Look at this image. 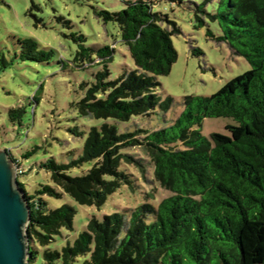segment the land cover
Listing matches in <instances>:
<instances>
[{"label": "trees", "instance_id": "trees-1", "mask_svg": "<svg viewBox=\"0 0 264 264\" xmlns=\"http://www.w3.org/2000/svg\"><path fill=\"white\" fill-rule=\"evenodd\" d=\"M189 1L195 5V26L206 24L204 15L217 22L216 39L228 42L251 68L209 96L186 95L183 110L166 127L119 132L104 122L90 127L78 158L42 162L53 184L76 202L100 207L121 186L132 187L123 167L142 164L124 148L142 144L155 181L170 191L157 203L143 202L126 213L91 216L72 244L50 247L62 228L73 229L76 209L66 203L50 208L46 198L62 192L41 184L29 194L18 180L30 207L26 264H74L79 257L82 264H264V0H218L213 13L206 9L213 0ZM95 13L118 25L133 68L109 79L115 47H85L77 37V66L96 59L101 66L92 82L80 84L79 114L128 121L157 107L167 111L173 99L157 93L155 75L169 74L177 60L173 36L182 32L177 22L155 10L152 0H126L120 10ZM206 34L214 36L210 28ZM18 43L15 57L22 61H47L53 53L40 49L33 37ZM24 112V107L11 108L9 116L20 122ZM220 116L236 121L226 125L229 134L207 137L194 128L206 117ZM85 162H93L86 173L68 174Z\"/></svg>", "mask_w": 264, "mask_h": 264}, {"label": "rangeland", "instance_id": "rangeland-1", "mask_svg": "<svg viewBox=\"0 0 264 264\" xmlns=\"http://www.w3.org/2000/svg\"><path fill=\"white\" fill-rule=\"evenodd\" d=\"M125 1L0 0V148L8 149L22 163L25 172L17 178L24 183L27 193H34L41 184H50L62 192L58 198L46 197L50 208L66 203L76 209L73 229L62 228L51 242V248L60 249L68 242L72 244L93 215L101 219L104 214L126 213L143 202L157 203L170 191L155 181L150 158L142 144L124 148L142 164L123 167L133 180L132 187L121 186L100 207L76 202L53 184L50 172L40 166L42 162L54 158L58 163H68L78 158L90 127H99L104 122L115 124L119 132L166 127L183 110L186 95L209 96L228 80L251 68L248 60L236 54L228 42L216 39L221 34L217 22L204 15L206 24L195 26L193 2L152 0L154 9L168 14L182 31L173 36L178 56L171 71L167 75H155L159 82L157 93L162 99L171 97V107L167 111L157 107L150 115L133 116L128 121L81 116L77 109V102L83 96L80 84L92 82L93 74L101 66L96 64L99 59L77 66L74 57L81 42L77 37L81 36L85 47H115L109 63V79L133 68L118 25L103 21L95 13L98 9L120 10L125 7ZM217 2L213 0L207 4V11L215 12ZM208 28L214 36L206 34ZM25 37L36 39L40 49L52 50L50 59L22 61L15 57L20 50L18 39ZM18 107L25 109L20 122L9 116V110ZM228 124H236V121L226 116L206 117L194 128L209 137L212 132L229 134ZM140 134L136 137L143 139ZM28 151H32L31 155L23 156ZM92 163L85 162L67 172L73 176L82 175ZM83 260L84 257H79L74 264H82Z\"/></svg>", "mask_w": 264, "mask_h": 264}, {"label": "water", "instance_id": "water-1", "mask_svg": "<svg viewBox=\"0 0 264 264\" xmlns=\"http://www.w3.org/2000/svg\"><path fill=\"white\" fill-rule=\"evenodd\" d=\"M30 207L9 151L0 148V264H26Z\"/></svg>", "mask_w": 264, "mask_h": 264}, {"label": "built area", "instance_id": "built-area-1", "mask_svg": "<svg viewBox=\"0 0 264 264\" xmlns=\"http://www.w3.org/2000/svg\"><path fill=\"white\" fill-rule=\"evenodd\" d=\"M15 165H16V174L18 176L23 173L24 169L22 167H19L16 163Z\"/></svg>", "mask_w": 264, "mask_h": 264}]
</instances>
